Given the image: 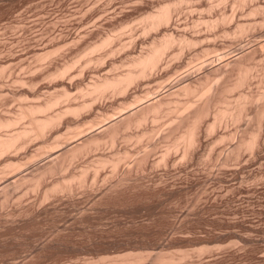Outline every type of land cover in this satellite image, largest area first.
Segmentation results:
<instances>
[{
	"label": "rangeland",
	"instance_id": "rangeland-1",
	"mask_svg": "<svg viewBox=\"0 0 264 264\" xmlns=\"http://www.w3.org/2000/svg\"><path fill=\"white\" fill-rule=\"evenodd\" d=\"M176 1L0 0V115L13 117L19 111L17 108L30 103H42L51 94V96L60 95L62 92L70 93V98L66 97L67 99L65 98L64 101L61 100V104L58 102V105L56 104L57 106H54L55 108L53 107L52 110L50 108L46 111L47 113L53 114L56 110L58 111L68 106L75 107L81 103L91 104L90 108L83 109L85 111L82 112V110L79 112L80 114H64L65 116L63 115L64 118H62L65 121L61 119L63 123L50 128V133L47 130L46 134H44L45 137L41 136L38 139H32V137L30 141L28 140L27 145L25 143L24 148H21L22 150L24 149L23 151L21 149L17 153L16 151H12V153L15 152V155L11 153L10 156V153H8L0 158V168L2 171L4 167L1 166L5 163L3 159L12 157L14 161L22 163L19 164L20 169L19 167L18 169L15 168V172L13 170H11L13 172L6 170L10 175L3 171L5 176L7 174V177L4 176V173L0 169V172L5 177L3 178L0 173V181H3L2 183L0 182V187L3 184L9 185H3L0 188L1 194H5L3 196L0 194V264H109V262L112 264L117 260L120 262L122 255L126 258L127 253L128 255L133 253L138 255L139 252L140 254L141 252L145 254H143L144 261L141 264H153V260L158 259L160 255L165 257L172 254L176 258H180L182 257V253L184 254L187 251L188 256L186 258H180L182 261L176 259V262L173 264H264V120L260 122L258 128L259 133L257 135L259 134V139H257L259 141L256 148L254 147L256 150H252L256 154L254 152L252 154L248 150H241L240 157L237 160L230 159L227 162L225 160L227 153L228 155L230 154L231 147L238 140L239 133L242 132L241 134H243V131L248 132L257 127V123L254 122L256 120L254 117L255 107L253 105V107L248 105L245 108L248 114H245V111L244 116L246 117H243L239 122H234V124L228 122L225 124L226 121H223V123H219L214 130L207 134L201 130L200 137L197 139L200 142V144H198L199 142L197 143L198 149H195L197 146L195 143V147H193L194 152L191 153L189 158L187 157L188 160H186L187 158L185 161L183 160L184 162L177 160L180 159L178 154V156L171 155L169 157L171 159H168L169 161L166 166H152L151 164L159 158V153L162 151V147L156 148L154 150L156 153L153 151L154 153L151 154L148 165L146 164L145 168L143 167L144 169L138 170L139 173L133 171L128 176V181L127 179L124 181L127 187L122 185L124 192L120 191L123 194L119 191L113 196L104 198L103 196L100 197L101 194L97 191H93L94 188L98 190L97 188L102 182V176L105 172V170H102L99 173L101 175L98 174L97 183L93 187L87 186L85 189H75L73 194L64 191L52 196V199L50 198L49 201L45 200L43 202L42 192L47 184L49 185V183L61 179L63 175L66 176L69 172L67 168H70L72 165L66 161L61 167L60 164L63 163L61 161L55 169V171L57 170L56 172L54 171L53 173L52 170L51 174L47 171L46 173L44 172L43 176L41 172L44 168L42 166L48 164V161L50 162L48 159H52L53 157V161L58 155L63 153V149L67 146L71 147L73 143L77 144V141L82 142L89 134H98L101 127L103 128L109 120L119 119L129 114L128 112L140 108L141 105L143 106L149 101L152 102L158 97H167V94L170 95L177 88L179 90V87L181 88L185 83H189L190 81L195 83L194 80L199 76H203L208 70L214 69L251 51L250 56L252 58H249L250 60L248 59L247 62L253 64L255 68L252 71L253 74L250 81L247 83L249 85L246 84L239 89L230 91V93H227V96L231 99V97L236 96L241 91L245 94L253 92V95L260 93V89L264 91V47H257L258 43L264 42V0H178V3ZM224 2L226 3L224 4ZM167 3H171L173 6L172 10L174 9L170 24L161 25L158 29L150 30L148 33L147 31H143L147 22L144 18L148 14L153 13L154 10L156 11L161 5ZM261 6L262 8H260ZM250 8L253 9V12L250 11ZM248 11L252 14L250 12L249 14ZM212 21L214 24L210 23ZM238 24L245 26L246 30L245 33H242L243 35L239 34L238 36L237 34L235 36L233 32L237 29L236 26ZM165 32L166 34L172 33L175 39H181L183 35L189 38V40L192 38L193 46L191 45L192 43L189 44L190 46L186 44L187 47H184L179 53V40L176 41L178 44L174 43L168 49L169 51L165 53L162 60V65L160 64L155 70L156 72L154 71L155 76L153 75V78L151 77L150 79L142 78L135 81L134 85L131 84L132 86L130 85L126 89L127 92L125 91V94H116V96L107 93L104 97L102 96V99H93L96 101L95 103L90 96L84 97L81 95L82 89L86 87L85 85L91 83V80L94 81L105 74L114 75L120 73V71L124 72L131 57L135 56L137 52L140 54L145 49L147 50L152 38L163 37V33ZM107 37L110 38L109 44L105 43V46L95 51H90L97 43V45L102 44L101 40L104 41ZM158 39H161V37ZM87 48L90 50L88 51ZM253 50L255 51L253 52ZM85 52L87 55L84 54ZM174 52L177 53L175 56H178V58L174 56ZM65 64L68 66L65 72L67 74L64 73L63 77H58L59 75H56L57 69H62V66H65ZM199 65L200 67H198ZM54 72L55 74H52ZM188 74H191L192 78L190 77L189 80L182 81L183 79L181 78H184ZM53 75L57 77L54 78ZM212 75L210 76L213 80L210 83L211 86L220 77V74L219 76L218 74L217 76ZM19 79H22L20 80L21 82H19ZM23 81L25 82L23 83ZM157 82L160 84L158 85ZM149 92L151 93L148 95L147 93ZM136 95L137 97L134 98ZM179 96L176 97L175 95L171 98L181 101L188 99L187 96ZM19 97H22V100ZM134 99L137 101L135 102L136 104L134 103ZM195 101L198 102V99ZM128 102L134 103L133 106L132 104L128 106ZM194 103L196 102H192V104ZM120 107H122V110ZM117 108H119V112H117ZM105 115H107V118L110 117V119L106 118L107 120L105 119L104 121L106 124H102V119L104 120ZM99 116L102 119L96 118ZM208 116L210 117H207L205 122L213 120L212 113ZM90 120L92 121L90 122ZM97 120L101 121L97 122ZM27 121L28 118H24L22 121L19 120L17 125H14L12 129L1 130L0 133H11L15 129L26 126ZM100 123L102 126H99ZM92 124L94 125V129ZM78 126L81 129L79 131L81 134L76 133L79 130L77 129ZM136 129L138 130V128ZM136 129H128V132L135 131ZM66 130L70 131L67 132ZM233 131H236L235 139H226L219 143L217 141V143L213 142L217 140L215 138L218 135L228 132L233 133ZM236 133H238L237 136ZM69 134L71 135L70 139H66V137L69 138ZM54 138L55 143L57 142L56 147L53 142ZM148 141L152 140H146L145 138L142 140V143H145L144 146L150 143ZM51 142L54 143L52 147L55 149L53 148V150L49 149L51 148ZM70 142L72 144H69ZM45 143L46 146L48 144L50 146L46 150L45 148H41ZM163 144L164 142H161L160 145L162 146ZM56 153L57 156H55ZM33 154L35 155L34 157L31 156ZM84 157L78 158L76 162L82 163L81 161ZM201 157L202 159H200ZM59 166L61 169H58ZM44 170L46 171L47 168ZM29 171H31V174H28L30 173ZM38 171L41 172L37 173ZM40 173L42 178H36L41 179L42 183L37 179L40 182L38 183L39 185L32 188L34 187V179L32 180V178L39 176L38 174ZM1 177L3 180H1ZM21 177L26 180H22ZM90 179H92L91 176L88 178V183L91 182ZM21 182L22 184H20ZM153 184H158V186L154 187ZM141 185L145 186L142 187ZM4 186L6 189L9 187L6 192L4 191L5 193L2 190ZM134 186L137 190L134 189ZM28 187L30 190L27 189ZM95 192L99 194L100 200L97 199L98 196L96 197ZM6 193L9 197H7ZM95 197L96 200L94 201ZM176 242L179 244L177 245ZM171 243L177 246H171L173 245ZM199 253L202 254L200 255ZM131 256L133 257V255Z\"/></svg>",
	"mask_w": 264,
	"mask_h": 264
},
{
	"label": "bare ground",
	"instance_id": "bare-ground-1",
	"mask_svg": "<svg viewBox=\"0 0 264 264\" xmlns=\"http://www.w3.org/2000/svg\"><path fill=\"white\" fill-rule=\"evenodd\" d=\"M178 1V0H177ZM176 1V2H177ZM210 1V0H209ZM253 1V0H252ZM173 2V1H172ZM244 2V1H243ZM169 3V2H168ZM165 4V5H161L158 9H156V11L154 10L153 13L148 14L144 20H146V24L143 28V31H150V30H155L156 28L158 29V27H160L161 25L165 26L167 25L172 17V5L170 4ZM178 3V2H177ZM220 3V2H219ZM226 2H224L225 4ZM259 3V2H258ZM161 4V3H160ZM175 4V3H173ZM183 4V2H182ZM9 5V4H8ZM92 5V4H91ZM217 5V3H216ZM211 6V5H210ZM240 6V5H239ZM259 6V5H258ZM244 7V6H243ZM218 8V7H217ZM238 8V7H237ZM262 8V6L260 7ZM43 9V8H42ZM255 9V8H254ZM257 9V7H256ZM255 9V10H256ZM176 10V9H175ZM225 11V10H224ZM233 11V10H232ZM250 11L253 12V9L250 8ZM248 11V13L250 12ZM178 12V11H177ZM255 12V11H254ZM216 13V12H215ZM221 13V12H220ZM251 13V12H250ZM249 13V14H250ZM252 14V13H251ZM264 14V13H263ZM141 17V18H142ZM217 17V16H216ZM232 17V16H231ZM251 17V16H250ZM142 18V19H143ZM264 18V17H263ZM218 19V18H217ZM232 19V18H231ZM207 20V19H205ZM238 20V19H237ZM264 20V19H263ZM141 21V20H140ZM224 21V20H223ZM222 21V22H223ZM144 22V21H143ZM208 22V21H207ZM225 22V21H224ZM229 22V21H228ZM240 22V21H239ZM197 23V22H196ZM195 23V24H196ZM211 24L213 23L210 22ZM232 23V22H231ZM262 23V21H261ZM133 24V23H132ZM170 24V23H169ZM210 24V25H211ZM214 24V23H213ZM250 24V23H249ZM255 24V23H254ZM258 24V23H257ZM144 25V23H143ZM205 25V24H204ZM206 25H208L206 23ZM219 25V24H218ZM227 25V24H226ZM260 25V24H259ZM125 26V25H124ZM213 26V25H212ZM18 27V25H17ZM29 27V26H28ZM121 27V26H120ZM216 27V26H215ZM11 28V27H10ZM24 28V27H23ZM196 28V27H195ZM199 28V27H197ZM236 30L233 32L235 34V36L238 34H242L243 32L245 33V26L241 25H237L236 26ZM226 29V28H225ZM250 29V27H249ZM251 29H252V25H251ZM16 30V29H15ZM14 31V29H13ZM120 31V30H119ZM125 31V30H124ZM209 31V30H208ZM116 32V31H115ZM255 32V31H254ZM111 33V32H110ZM119 33V32H118ZM168 33V32H167ZM212 33V32H211ZM231 33V32H230ZM108 34V33H107ZM145 34V33H144ZM193 34V33H192ZM223 34V33H222ZM149 35V34H148ZM181 35V34H180ZM179 35V36H180ZM243 35V34H242ZM261 35V34H260ZM61 36V35H60ZM101 36V35H100ZM120 36V35H118ZM133 36V35H132ZM135 36V35H134ZM178 36V37H179ZM184 36V37H183ZM181 39H175L174 35L172 33H168L166 34L163 33V37H161V39H158L160 37H154L152 38V40L150 41L151 44L149 43L148 45V49L144 52H141L140 54H135V56L130 58V61L128 63V65L126 66L127 69H125L124 72L117 73L114 75H104L103 77H98V79L96 78V80H91V83H87L88 85H85L86 87L84 89H82L81 91V95L85 96H90V98L93 99H102V96L104 97L105 94L109 93V94H125L124 92L126 91V89L133 84L135 81H138L139 79L142 78H148L150 79L151 77L153 78V75L155 74V70L160 66V64L163 62L162 60L164 59L165 53L167 51H169L168 49H170V47L175 43H177L176 41L179 40V44L180 46H178L180 48V50L178 51L180 53V51L184 48L187 47L186 44H188V46H190L189 44H191L193 46V41L192 38L191 40H189V38L185 37V35H183ZM230 36V35H229ZM177 37V36H176ZM235 38V37H234ZM59 39V38H58ZM81 39V38H80ZM114 39V38H113ZM264 39V38H263ZM104 40V39H103ZM110 40V38L107 37V39L105 38L104 41L101 40L102 44L94 46L91 50L87 48V50L89 51H95L99 48H101L102 46H105L108 41ZM201 40V39H200ZM53 41V40H52ZM78 41V40H77ZM97 41V40H96ZM95 41V42H96ZM131 41V40H130ZM203 41V40H202ZM111 42V41H110ZM119 42V41H118ZM76 43V42H75ZM106 43V44H105ZM93 44V43H92ZM105 44V45H104ZM109 44V43H108ZM136 44V43H135ZM134 44V45H135ZM176 44V45H177ZM194 44H196V42H194ZM53 45V44H52ZM51 45V46H52ZM186 45V46H184ZM46 46V45H45ZM87 47V46H86ZM174 47V46H173ZM247 47V46H246ZM258 48H262L264 47V42L263 43H258ZM36 48V47H35ZM145 48V47H144ZM61 49V48H60ZM59 49V50H60ZM63 49V48H62ZM114 49V48H113ZM124 49V48H123ZM58 50V49H57ZM84 50V49H83ZM82 50V51H83ZM115 50V49H114ZM120 50V49H119ZM264 50V49H263ZM99 51V50H98ZM123 51V50H122ZM121 51V52H122ZM139 51V52H140ZM208 51V49H207ZM255 50H253L254 52ZM50 52V51H49ZM90 52V53H91ZM183 52V51H182ZM32 53V52H31ZM55 53V52H54ZM80 53V51H79ZM78 53V54H79ZM88 53V52H87ZM95 53V52H93ZM194 53V52H193ZM2 54V53H1ZM76 54V53H75ZM82 54V53H81ZM86 54V52L84 53ZM105 54V53H104ZM251 51L246 52L236 58H234L233 60H230L228 62H226L225 64L219 65L214 69L208 70L207 73H205L203 76H199L198 78H193L195 79V83L190 84L189 83H185V85L181 86V88L179 87V90L177 88V90L172 91L174 93H170L167 94L165 96H161L160 98L158 97L156 100H153L152 102H148L147 104L145 103V105H141L140 108L134 109L131 112H128L129 114H124L126 111L123 109V111H125L123 114L125 116L120 117L119 119L110 121V117H106L107 115L112 116L110 114L105 115L104 120L102 118L96 117V118H100L102 119V124H104L105 119L107 118L109 120L106 121L108 122L106 125H104V127H101L100 132L95 134V135H88L87 138H85L82 142H78L77 144H74V146H72L73 144L70 142L69 144H72L71 147H66L63 150V153H61V151H59L61 154L57 156V153L55 154L56 159L52 161V159H48L50 160V162L48 161V164H46L45 166H42L44 169L47 168V170L45 171L43 168V171H38L37 173L41 172L42 175L44 176V174L48 171L49 173H51V171L53 170V173L58 165V163H61V161H63V163L60 164V166L67 161L69 163H71V167L67 168V170H69L68 174L63 175V177L61 179L55 180L53 183H49V185L47 184V186L44 188L43 192H42V199L41 200L43 202H45V200L49 201V199L58 194V193H62L64 191H66L67 193H72L73 191L76 189H85L87 186H94L95 183H97L96 180H98L97 177L98 174L100 172H102V170L107 173L104 172V175L102 176V182L100 183L99 187L97 188L98 190H96V188H92L93 191H97L100 195V197H110L113 196L115 194H117L120 190H122V185L124 184V181L127 179L128 181V176L130 175V173H132L133 171H137L138 170H142L144 169L145 165H148V162L150 161V156L152 153H154L156 150V148H158L159 146L162 147V151H160L161 153L159 158L156 159L151 165L152 166H166L168 163V159L171 155L174 156H180V159L177 160H184L188 157H190L191 153L194 152V148L195 147V143H196V148L198 149V144H200L199 140H197L200 136L201 130L204 131V133H209L212 130H214V128L219 124V123H223V121H226L225 124H227L228 122H232L234 124V122H239L241 119H243L244 116V112L246 111V107H248V105L250 106H254L255 107V120L254 122L257 123V127L253 128L251 131H243L244 133L241 134L239 133V138L236 141V143L231 147L232 149L229 151V155L227 153V156L225 158L226 162L227 160L230 161V159H234L237 160V158H239V154H241V150H248L249 152L251 151L252 154H254L255 152L252 150H256V146L258 144V135L257 133H259L258 128L260 125V122L262 120H264V91H262L260 89V93L253 95V92H248V94L250 93V95H248L247 93H243V91L237 93L236 96L231 97V99L227 96V93L230 91H234L235 89H239L243 86H245L251 79L252 77V71L254 70V65L250 64L247 62V60L250 58H252L250 56ZM45 55V54H43ZM53 55V54H52ZM87 55V54H86ZM93 55V54H92ZM111 56V54H109ZM107 55V56H109ZM114 55V54H113ZM132 55V54H131ZM177 55V53L174 52V56ZM179 55V54H178ZM182 55V54H181ZM198 55V54H197ZM255 55V54H254ZM39 56V55H38ZM55 56V55H54ZM53 56V57H54ZM83 56V54H82ZM91 56V55H90ZM199 56V55H198ZM227 56V55H226ZM35 57V56H34ZM47 57V56H45ZM84 57V56H83ZM173 57V56H172ZM178 58V56H175ZM191 57V56H190ZM80 58V57H79ZM90 58V57H89ZM255 58V57H254ZM42 59V58H41ZM48 59V58H47ZM82 59V58H81ZM96 59H101V58H96ZM171 59V58H170ZM175 59V58H174ZM249 59V60H250ZM259 59V58H258ZM49 60V59H48ZM75 60V59H74ZM261 60V59H260ZM259 60V61H260ZM46 61V60H45ZM52 61V60H51ZM79 61V60H76ZM87 61V60H86ZM98 61V60H97ZM121 61V60H120ZM189 61V60H187ZM90 62V61H89ZM220 62V61H219ZM40 63V62H39ZM47 63V62H46ZM75 63V62H74ZM169 63V62H168ZM193 63V62H192ZM204 63V62H203ZM207 63V62H206ZM170 64V63H169ZM209 64V63H208ZM67 64H65V66L63 65L61 68L62 69H57V73L56 75L58 77H63L62 75H64V73L67 71L68 66H66ZM85 65V63H84ZM90 65V64H89ZM88 65V66H89ZM101 65V64H100ZM99 65V66H100ZM120 65V64H119ZM162 65V64H161ZM203 65V64H202ZM214 65V64H213ZM49 66V65H48ZM113 66V65H112ZM170 66V65H169ZM187 66V65H186ZM262 66V65H261ZM5 67V66H3ZM51 67V66H50ZM118 67V66H117ZM122 67V66H121ZM125 67V68H126ZM166 67V66H165ZM171 67V66H170ZM197 67V66H196ZM200 67V65L198 66ZM82 68V67H81ZM114 68V66H113ZM83 69V68H82ZM112 69V68H111ZM120 69V68H119ZM167 69V68H166ZM81 70V69H80ZM117 70V69H116ZM164 70V69H163ZM259 70V69H258ZM155 71V72H154ZM206 71V70H205ZM1 72V71H0ZM32 72V71H31ZM56 72V70H55ZM52 73V74H55ZM83 72V71H82ZM162 72V71H161ZM176 72V71H175ZM179 72V71H178ZM190 72V71H189ZM3 73V72H2ZM12 73V72H11ZM110 73V72H109ZM67 74V73H65ZM211 74L216 75L220 74V77L218 78V80H216L217 82H215V84L213 86L210 85L212 78L210 77ZM264 74V72H263ZM262 74V75H263ZM1 75V74H0ZM4 75V74H3ZM2 75V76H3ZM212 75V76H213ZM57 76L53 77L56 78ZM82 76V75H81ZM84 76V75H83ZM155 76V75H154ZM52 77V76H51ZM52 77V78H53ZM96 77V76H95ZM190 77L192 78L191 74H188L187 76L185 75L184 78L182 77L181 79H183L182 81H187L190 79ZM255 77V76H253ZM73 78V77H72ZM215 78V77H214ZM217 78V77H216ZM261 78V77H260ZM63 79V78H62ZM71 79V78H70ZM192 79V80H193ZM8 80V79H6ZM18 80V79H17ZM19 79V82H21ZM48 80V79H47ZM56 80V79H55ZM72 80V79H71ZM29 81V80H28ZM27 81V82H28ZM90 81V80H89ZM12 82V81H11ZM18 82V81H17ZM16 82V83H17ZM18 82V83H19ZM25 81H23L24 83ZM49 82V81H48ZM160 82V81H159ZM261 82V80H260ZM264 82V81H263ZM70 83V82H69ZM68 83V84H69ZM138 83V82H136ZM181 83V82H180ZM14 84V83H13ZM21 84V83H20ZM74 84V83H73ZM85 84V83H84ZM158 84V82H157ZM160 84V83H159ZM158 84V85H159ZM183 84V83H182ZM261 84V83H260ZM25 85V84H24ZM65 85V84H64ZM71 86V83L69 84ZM134 85V84H133ZM249 85V84H247ZM256 85V84H255ZM259 85V84H258ZM264 85V84H263ZM17 86V85H16ZM23 86V84H22ZM62 86V85H61ZM132 86V85H131ZM36 87V86H35ZM148 87V86H147ZM61 88V87H60ZM63 88V87H62ZM61 88V89H62ZM136 88V87H135ZM159 88V87H158ZM250 88V87H249ZM10 89V88H9ZM40 89V88H39ZM58 89V88H57ZM64 89V88H63ZM77 89V88H76ZM33 90V88H32ZM157 90V88H156ZM257 90V89H256ZM66 91V90H65ZM134 91V90H133ZM79 92V91H78ZM127 92V91H126ZM158 92V91H157ZM208 92V93H207ZM257 92V91H256ZM73 94V92H71ZM151 92L147 93L148 95ZM156 93V92H155ZM207 93V94H206ZM70 94V93H69ZM69 94L67 92H62V94L60 95H54V96H49L48 98H46L42 103H38V104H26L23 105L21 108H17L19 109V111L17 112V114H15V116L13 117H5L0 115V131L1 130H7L9 128L12 129V127L14 125H17L19 120H23L24 118L27 119V125L26 126H22L21 128L18 129H13V132H7L1 134L0 133V158L2 156H5V154L7 155L8 153H11L12 151H17L21 148H24V145L28 140L30 141L31 138L35 139V138H39L41 136L45 137L44 134H46V131L50 130V128L55 127V126H59V123H63L61 122L63 120V115L66 113H72V114H80L79 112H81L83 109L91 106V104H87V103H81L80 105H76L75 107H66L64 109H60V110H56L55 113L50 114L49 112L47 113L46 111H48L50 108L52 110V108L54 106H57L58 102L60 103L61 100H65V98L69 97ZM143 94V92H142ZM8 95V94H7ZM27 95V94H26ZM112 95V96H113ZM146 95V94H144ZM169 95V97H168ZM179 96V95H184L187 96L188 99L185 101H181L179 99H174L171 98L173 96ZM230 95V94H229ZM232 95V93H231ZM38 96V95H37ZM110 96V95H109ZM117 96V95H116ZM141 96V95H140ZM198 99V102L195 101ZM13 97V96H12ZM45 97V96H44ZM137 95L134 97L136 98ZM145 97V96H144ZM149 97V96H147ZM175 97V98H176ZM180 97V96H179ZM27 98V97H26ZM41 98V97H40ZM66 98V99H67ZM70 98V97H69ZM88 98V99H90ZM182 98V97H181ZM185 99V97H183ZM195 98V99H194ZM12 99V98H11ZM20 100H22V97H19ZM43 99V98H42ZM73 99V98H72ZM75 99V98H74ZM194 99V100H193ZM7 100V99H6ZM16 100V99H15ZM71 100V99H70ZM135 100V99H134ZM151 100V99H150ZM25 101V99H24ZM38 101H40L38 99ZM68 101V100H67ZM77 101V100H76ZM94 101V100H93ZM106 101V100H105ZM139 101V100H138ZM145 101V100H144ZM1 102V101H0ZM27 102V101H26ZM25 102V103H26ZM66 102V101H65ZM71 102V101H70ZM96 101H94L95 103ZM137 102L136 100L134 101V103ZM140 102V101H139ZM192 102H196L194 104H192ZM259 102V103H258ZM92 103V102H91ZM93 103V104H94ZM133 103V104H134ZM258 103V105H257ZM57 104V105H56ZM61 104V103H60ZM132 102H128V106H131ZM132 104V106H133ZM136 104V103H135ZM138 104V103H137ZM255 104V105H254ZM126 105V104H125ZM19 106V105H18ZM121 106V105H120ZM124 106V105H123ZM249 106V108H251ZM252 106V107H253ZM6 107V106H5ZM55 108V107H54ZM58 108V107H57ZM90 108V107H89ZM122 110V107H120ZM124 108V107H123ZM127 108V107H126ZM88 109V108H87ZM119 108H117V112ZM129 109V107H128ZM248 109V108H247ZM252 109V108H251ZM93 110V109H92ZM110 110V109H109ZM131 110V108H130ZM85 110H83L82 112H84ZM252 111V110H251ZM16 113V112H15ZM42 113V115H40ZM44 113V114H43ZM47 113V114H46ZM87 113V111H86ZM116 113V112H115ZM213 114L212 117V121L211 122H205L207 117L209 118L210 114ZM70 114L72 117L73 115ZM101 114V113H100ZM119 114V113H118ZM245 114H248V112L246 111ZM253 114V115H254ZM5 115V114H4ZM67 115V114H66ZM69 115V114H68ZM114 115V114H113ZM65 116V115H64ZM103 116V115H102ZM115 116V115H114ZM122 116V115H121ZM63 117V118H62ZM95 117V116H94ZM248 117V116H247ZM76 119V117H74ZM112 118V117H111ZM114 118V117H113ZM62 119V120H61ZM106 119V120H107ZM250 119V118H249ZM94 120V119H93ZM99 120V119H98ZM97 122H100L98 121ZM112 120V119H111ZM209 120V119H208ZM245 120V118H244ZM247 120V119H246ZM254 120V118H253ZM65 121V120H63ZM92 120H90L91 122ZM251 121V120H250ZM249 121V122H250ZM88 122V121H87ZM88 122L90 125L91 123ZM96 123V122H95ZM86 124V123H84ZM94 124V123H93ZM92 124V127L94 126ZM97 124V123H96ZM102 124L100 123L99 126H102ZM239 124V123H238ZM249 124V123H248ZM74 125V124H73ZM82 125V124H81ZM72 126V125H71ZM76 126V125H75ZM143 126V127H142ZM225 126V125H224ZM245 126V125H244ZM249 126V125H248ZM16 127V126H15ZM68 127V125H67ZM142 127V128H141ZM227 127V126H226ZM63 128V127H62ZM76 128V127H74ZM73 128V129H74ZM96 128V127H95ZM100 128V127H99ZM131 128H138V130L136 129L135 131L132 130V132H128V129ZM141 128V129H140ZM231 128V127H230ZM245 128V127H244ZM54 129V128H53ZM52 129V130H53ZM57 129V128H56ZM69 129V128H68ZM71 129V128H70ZM78 132L76 133H80L79 131L81 130L78 126ZM76 129V131H77ZM87 129V128H86ZM94 129V127H93ZM227 130V129H226ZM10 131V130H9ZM59 131V130H58ZM67 131V130H66ZM70 130H68L67 132H69ZM75 131V130H74ZM88 131V130H87ZM127 131V132H126ZM237 131V130H236ZM235 131V132H236ZM3 132V131H2ZM84 132V131H81ZM235 132H228L225 134H221L218 135L217 140L213 141L214 143L217 141L218 143L222 140H226V139H235ZM50 133V131H49ZM75 134V132H73ZM213 133V132H212ZM58 134V133H57ZM81 134V133H80ZM83 134V133H82ZM85 134V133H84ZM238 133H236L237 136ZM59 135V134H58ZM57 135V136H58ZM70 135V134H69ZM78 136V134H76ZM157 135V136H156ZM159 135V137H158ZM63 136V134H62ZM207 136V135H206ZM53 137V136H52ZM64 137V136H63ZM66 137V136H65ZM71 135L68 137H66V139H70ZM76 138V136H74ZM79 137V136H78ZM86 137V136H85ZM158 137V138H156ZM61 138V137H60ZM74 138V139H75ZM150 139L152 141H148L150 142L149 144H147L146 146L145 143H142L143 139ZM204 138V137H203ZM258 138V139H257ZM64 139V138H62ZM72 139V138H71ZM73 139V140H74ZM157 139V140H156ZM160 139V140H158ZM264 139V138H263ZM41 140V139H40ZM43 140V139H42ZM72 140V141H73ZM80 140V141H81ZM163 140V141H162ZM205 140V139H204ZM45 141V140H44ZM47 141V140H46ZM197 141V142H196ZM228 141V140H227ZM234 141V140H233ZM257 141V142H256ZM43 142V141H42ZM48 142V141H47ZM55 143V138L54 141ZM53 142H51V148H49L50 146H46V143L44 144L43 147H41L42 149L45 148L46 149H50L53 150L54 147H52V145L54 144ZM67 142H69L67 140ZM161 142H164V144L161 146ZM199 142V143H198ZM216 142V143H217ZM32 143V142H31ZM34 143V141H33ZM44 143V142H43ZM57 143V142H56ZM56 143L54 144L56 147ZM65 143V142H64ZM130 143V144H129ZM198 143V144H197ZM234 143V142H233ZM63 144V143H62ZM212 144V143H211ZM222 144V143H221ZM220 144V145H221ZM43 145V144H42ZM215 145V144H213ZM29 146V145H28ZM32 146V145H31ZM39 146V145H38ZM201 146V145H200ZM211 146V145H210ZM26 147V146H25ZM48 147V148H47ZM61 147V146H60ZM64 147V146H63ZM208 147V146H207ZM220 147V146H219ZM255 147V148H254ZM261 147V146H259ZM58 148V146H57ZM200 148V147H199ZM34 149V148H33ZM55 149V148H54ZM59 149V148H58ZM66 149V150H65ZM209 149V148H208ZM22 150V149H21ZM24 150V149H23ZM22 150V151H23ZM27 150V149H26ZM31 150V149H30ZM41 150V149H40ZM49 150V152H50ZM57 150V149H56ZM159 150V149H158ZM193 150V151H192ZM200 150V149H199ZM204 150V149H203ZM211 150V149H210ZM229 150V149H228ZM20 151V150H19ZM42 151V150H41ZM58 151V150H57ZM154 151V152H153ZM197 151V150H196ZM220 151V150H219ZM54 152V151H52ZM51 152V153H52ZM254 152V153H253ZM257 152V151H256ZM15 153V152H14ZM14 153H12L13 155H15ZM32 153V152H31ZM36 153V152H35ZM156 153V152H155ZM37 154V153H36ZM256 154V153H255ZM38 155V154H37ZM40 155V153H39ZM194 155V154H193ZM207 155V154H206ZM22 156V155H21ZM32 157H34L35 155H31ZM54 156V155H53ZM54 156V158H55ZM85 156V157H84ZM203 156V155H202ZM9 157V155H8ZM15 157V156H14ZM32 157H30L32 159ZM86 158L80 162H76V160H78V158ZM207 157V156H206ZM252 157V156H249ZM7 158V157H6ZM188 158L186 160H188ZM192 158V157H191ZM190 158V159H191ZM216 158V157H215ZM34 159V158H33ZM40 159V158H39ZM202 159V157L200 158ZM212 159V158H211ZM217 159V158H216ZM26 160V159H25ZM30 160V159H29ZM176 160V161H177ZM222 160V159H221ZM3 161H5V163H3L4 167L3 171L6 172V170L9 172H13L15 170V168L18 169V167L20 166L19 162H16L12 159V157H9L8 159H3ZM55 161V162H54ZM173 161V160H172ZM181 161V162H182ZM183 161V162H184ZM190 161V160H189ZM212 161V160H211ZM46 162V161H45ZM174 162V161H173ZM187 162V161H186ZM198 162V160H197ZM222 162V161H221ZM236 162V161H235ZM25 163V162H24ZM27 163V162H26ZM80 163V164H77ZM176 163V162H175ZM223 163V162H222ZM22 164V163H21ZM44 164V163H43ZM174 164V163H173ZM172 164V165H173ZM226 164V163H225ZM39 165V164H37ZM175 165V164H174ZM178 165V164H177ZM223 165V164H222ZM58 167V169L61 167ZM181 166V165H180ZM196 166V165H195ZM30 167V166H29ZM66 167V166H65ZM144 167V168H143ZM22 168V167H21ZM39 168V167H36ZM33 168V169H36ZM41 168V167H40ZM236 168V167H235ZM1 169V168H0ZM20 169V167H19ZM40 169V170H42ZM157 169V167H156ZM13 170V171H11ZM2 171V169H1ZM2 171V172H3ZM57 171V170H56ZM55 171V172H56ZM66 171V170H65ZM151 171V170H150ZM205 171V170H204ZM209 171V170H208ZM2 172H0L2 174ZM8 172V173H9ZM15 172V171H14ZM31 174V171H29ZM45 172V173H44ZM142 172V171H141ZM260 172V171H259ZM4 173V172H3ZM7 173V172H6ZM7 173V174H8ZM26 173V172H25ZM41 173L38 174L39 176H34L35 178H32L33 183H34V187L35 188L36 185H39L38 183H40L41 179L39 180V178L41 177ZM90 173V174H89ZM139 173V172H138ZM137 173V174H138ZM151 173V172H150ZM254 173V172H253ZM7 174L5 176L7 177ZM27 174V173H26ZM52 174V173H51ZM49 174V175H51ZM64 174V173H63ZM146 174V173H144ZM10 175V173L8 174ZM62 175V174H61ZM60 175V176H61ZM101 175V174H99ZM3 176V174H2ZM3 176V178H5ZM24 176V175H23ZM27 176V175H26ZM29 176V175H28ZM91 176L92 179H90V183H88V178ZM260 176V175H259ZM10 177V176H9ZM25 177V176H24ZM39 177V178H36ZM56 177V176H55ZM131 177V176H130ZM153 177V176H152ZM2 178V177H1ZM3 178L1 180H3ZM19 178V177H18ZM31 178V177H30ZM44 178V177H43ZM140 178V176H139ZM187 178V177H186ZM7 179V178H6ZM16 179V178H15ZM22 179V177H21ZM40 181H38V180ZM114 179V180H113ZM137 179V178H136ZM163 179V178H162ZM160 179V180H162ZM195 179V178H194ZM216 179V178H215ZM11 180V179H10ZM9 180V181H10ZM22 180H26V179H22ZM21 180V181H22ZM29 180V179H27ZM45 180V179H44ZM135 180V179H134ZM208 180V179H207ZM221 180V179H220ZM245 180V179H244ZM8 181V182H9ZM14 181V179H13ZM12 181V182H13ZM18 181V180H16ZM15 181V182H16ZM43 181V180H42ZM136 181V180H135ZM156 181V180H155ZM154 181V182H155ZM166 181V180H165ZM164 181V182H165ZM257 181V180H256ZM1 182V181H0ZM3 182V181H2ZM1 182V183H2ZM7 182V183H8ZM11 182V181H10ZM20 182V181H18ZM17 182V183H18ZM29 182V181H28ZM131 182V181H130ZM140 182V181H139ZM138 182V183H139ZM153 182V181H152ZM151 182V183H152ZM161 182V181H160ZM14 183V182H13ZM26 183V182H25ZM32 183V184H33ZM42 183V182H41ZM127 183V182H126ZM135 183V182H134ZM137 183V182H136ZM141 183V182H140ZM159 183V182H158ZM163 183V182H162ZM205 183V182H204ZM16 184V183H15ZM22 184V182L20 183ZM19 184V185H20ZM90 184V185H88ZM160 184V183H159ZM209 184V183H208ZM5 185V184H3ZM2 185V187H3ZM8 185V184H7ZM5 185V186H7ZM13 185V184H12ZM18 185V184H16ZM24 185V182H23ZM26 185V184H25ZM97 185V186H98ZM129 185V184H128ZM154 185V184H153ZM175 185V184H174ZM4 188L2 189L3 192L7 191V189L9 188ZM9 186V185H8ZM30 186V185H29ZM96 186V185H95ZM126 186V185H125ZM131 186V185H129ZM142 186V185H141ZM145 186V185H144ZM142 186V187H144ZM158 184L154 185V187H157ZM162 186V184H161ZM166 186V184H165ZM0 187V188H2ZM37 187V186H36ZM124 187V186H123ZM127 187V186H126ZM125 187V188H126ZM140 187V186H139ZM141 187V188H142ZM147 187V186H146ZM17 188V187H16ZM40 189V187H38ZM133 188V187H132ZM138 188V187H137ZM150 188V187H149ZM165 188V187H164ZM174 188V187H171ZM170 188V189H171ZM6 189V190H4ZM27 189L30 190V188L28 187ZM127 189V188H126ZM129 189V188H128ZM134 189L135 186H134ZM140 189V188H139ZM155 189V188H154ZM32 190V189H31ZM34 190V189H33ZM130 190V189H129ZM137 190V189H136ZM142 190V189H141ZM157 190V189H156ZM174 190V189H173ZM203 190V189H202ZM216 190V189H215ZM123 191V190H122ZM133 191V190H132ZM171 191V190H170ZM204 191V190H203ZM2 192V191H1ZM0 192V194H1ZM4 192V193H5ZM124 192V191H123ZM172 192V191H171ZM205 192V191H204ZM208 192V191H207ZM98 193L95 192L96 197L99 195ZM120 193H122L120 191ZM203 193V192H202ZM7 194V193H6ZM37 194V193H36ZM93 194V193H92ZM94 194V195H95ZM123 194V193H122ZM174 194V193H173ZM2 196L5 194H1ZM71 196V195H69ZM175 196V195H174ZM186 196V195H185ZM7 197L8 194H7ZM64 197V196H63ZM96 197L94 198V201L96 200ZM100 197L98 196L97 199L100 200ZM158 197V196H157ZM156 197V198H157ZM216 197V196H215ZM6 198V196H5ZM71 198V197H70ZM79 198V197H78ZM8 199V198H7ZM52 199V198H51ZM102 199V198H101ZM189 199V198H188ZM200 199V198H199ZM6 200V199H5ZM67 200H72V199H67ZM97 200V201H99ZM196 200V199H195ZM2 201V200H1ZM31 201V200H30ZM144 201V200H143ZM40 202V201H39ZM88 202V201H87ZM2 203V202H1ZM5 203V202H4ZM94 203V202H93ZM86 204V203H85ZM1 205V204H0ZM12 205V204H11ZM39 205V204H38ZM63 205V204H62ZM67 205V204H66ZM137 205V204H136ZM40 208V207H39ZM93 208V207H92ZM189 209V208H188ZM18 210V209H17ZM71 210V209H70ZM203 210V209H202ZM9 213V212H8ZM81 214V213H80ZM95 214V213H94ZM78 215V214H77ZM85 215V214H84ZM82 216V215H81ZM202 216V215H201ZM187 217V216H186ZM78 218V217H75ZM150 218V217H149ZM127 219V218H126ZM187 219V218H186ZM43 221V220H42ZM61 221V220H60ZM73 221V219H72ZM102 221V220H101ZM123 224V223H122ZM4 225V224H3ZM30 231V230H29ZM60 231V230H59ZM43 233V232H42ZM55 236V235H54ZM79 237V236H78ZM101 237V236H100ZM170 237V236H169ZM183 237V236H182ZM186 237V236H185ZM223 237V236H222ZM3 240V239H2ZM129 241V240H128ZM172 241V239H171ZM14 242V241H13ZM48 242V241H47ZM55 242V240H54ZM121 242V241H120ZM124 242V241H123ZM139 242V241H138ZM174 242V241H173ZM188 242V241H187ZM235 242V241H233ZM264 242V241H263ZM61 244V242H60ZM124 244V243H123ZM130 244V243H129ZM136 244V243H135ZM173 244V243H171ZM177 244V242H176ZM171 245V246H177V245ZM183 244V243H182ZM231 244V243H230ZM240 244V243H239ZM242 244V243H241ZM44 245V244H43ZM53 245V244H52ZM56 245V244H55ZM110 245V244H109ZM143 245V244H142ZM213 245V244H212ZM234 245V244H233ZM38 246V245H37ZM120 246V244H119ZM118 246V247H119ZM124 246L126 247V245L124 244ZM139 246V245H138ZM137 246V247H138ZM168 246V245H167ZM205 246V245H204ZM203 246V247H204ZM211 246V245H210ZM25 247V246H24ZM49 247V246H48ZM46 247V248H48ZM56 247V246H55ZM105 247V246H104ZM142 247V246H141ZM180 247V246H179ZM191 247V246H190ZM218 247V246H217ZM101 248V247H100ZM127 248V247H126ZM134 248V246H133ZM147 248V247H146ZM201 248V247H200ZM225 248V247H224ZM112 249V248H111ZM131 249V248H130ZM190 249V248H189ZM198 249V248H197ZM213 249V248H212ZM215 249V248H214ZM217 249V248H216ZM222 249V248H221ZM220 249V250H221ZM91 250V249H90ZM203 250V249H202ZM219 250V251H220ZM9 251V250H8ZM78 251V250H77ZM126 251V250H125ZM180 251V250H178ZM186 251V250H184ZM183 251V252H184ZM199 252H201L200 250H198ZM204 251V250H203ZM218 251V252H219ZM152 252V251H151ZM161 252V251H160ZM170 252V251H169ZM168 252V253H169ZM182 252V251H180ZM188 252V251H187ZM184 252V254L182 253V257L186 258L188 256V253ZM191 252V251H190ZM197 252V251H196ZM207 252V251H206ZM205 252V253H206ZM77 253V252H76ZM107 253V252H106ZM124 253V252H123ZM133 253V252H132ZM138 253V252H137ZM187 253V254H186ZM82 254V253H81ZM119 254V253H118ZM126 254V253H125ZM129 254H131L129 252ZM143 252H139V254H131L133 255V257L131 255H128V253L125 255V257H123L124 255H122L120 258L121 261L118 262L117 261H112L116 264H141L142 261H144V256H143ZM159 254V253H158ZM163 254V253H162ZM166 254V253H165ZM174 254V253H173ZM198 254V253H197ZM200 254V253H199ZM202 254V253H201ZM200 254V255H201ZM208 254V252H207ZM116 255V254H115ZM145 255V254H144ZM149 255V254H147ZM167 255V254H166ZM181 255V254H180ZM179 255V256H180ZM192 255V254H191ZM205 255V254H204ZM120 256V255H119ZM130 256V258H129ZM177 256V255H176ZM92 257V256H91ZM97 257V256H96ZM101 257V256H100ZM112 257V256H111ZM180 257V258H182ZM39 258V257H38ZM103 258V257H102ZM106 258V257H105ZM180 258H176L174 256H165L162 257L160 255V257L158 259H154L153 260V264H173L174 262H176V259ZM202 258V257H201ZM66 259V258H65ZM119 259V258H118ZM79 260V259H78ZM77 260V261H78ZM97 260V259H96ZM100 260V259H99ZM110 260V259H109ZM102 261V260H101ZM104 262V261H103ZM178 263V262H177ZM35 264V263H34ZM76 264V263H75ZM78 264V263H77ZM110 264V262H109ZM185 264V263H184Z\"/></svg>",
	"mask_w": 264,
	"mask_h": 264
}]
</instances>
